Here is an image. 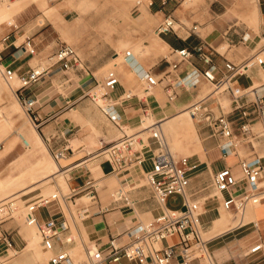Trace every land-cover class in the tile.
<instances>
[{
  "label": "built area",
  "instance_id": "2783aa9c",
  "mask_svg": "<svg viewBox=\"0 0 264 264\" xmlns=\"http://www.w3.org/2000/svg\"><path fill=\"white\" fill-rule=\"evenodd\" d=\"M4 0H0V4ZM13 1V0H9ZM161 8L167 6L170 0H159ZM184 24H178L171 15H166L163 22L156 29L158 35L175 33ZM198 26L187 29L189 35L196 34ZM243 36L242 41H248ZM264 40V36H263ZM25 52L31 56L37 54L36 45L27 38L22 44ZM3 50H0V73L7 83L16 76L13 69L3 65ZM176 59L169 62V67L160 76L150 69H140L141 80L145 83V92H150L159 84H164L167 98L174 101L179 91H193L201 89L202 82L212 85L211 92L192 102L188 111L200 130L217 142L223 159L235 158V165L223 166L214 173L211 187L219 192L222 200L217 195H207L200 203L198 194L206 188L194 190L191 187L192 173L198 167L191 163V157H178L171 150L163 130L159 125L149 127L150 134L144 138L142 134H123L115 141L107 144L98 156L102 155L110 164L112 172L123 171L131 164H150L145 175L153 196L161 208V213L152 222L128 233L127 242L120 244L116 238H112L105 250L86 245L88 259L86 264H192L195 260H203V264H216L209 250L210 240L202 236L201 210L203 203L216 199L226 210L233 211L235 215H244L248 207L261 205L264 201V94L258 88L241 84V79H251L254 70H264V42L262 46L250 57L235 62L224 56L211 44L202 41L192 48L173 50ZM220 55L224 59L223 71L216 76L217 65L214 58ZM127 56L131 53L128 51ZM55 59L53 64H61L63 69L78 68L81 59L72 46L64 44L60 46L50 60ZM196 59L198 63H194ZM190 66L189 70H181L183 65ZM42 72L33 70L21 77L19 90L30 86L38 81ZM120 84L114 72H109L104 82H98L97 87H103L106 92L102 94L107 98ZM264 86V84H263ZM220 95H226L230 103L227 107L220 102ZM31 121L35 125L33 106L35 100L17 95ZM133 95L125 93L121 99H130ZM227 108V109H226ZM25 145L27 144L24 140ZM244 152L241 154V152ZM66 155V149L54 153L59 160ZM90 189V190H89ZM89 190L84 195H90L95 199L96 187L92 181H87L79 190H73L70 195H65L64 202ZM129 204V199L122 196ZM180 199L178 207H170L172 199ZM59 194L49 197L40 196L33 201H27L25 222L28 226H35L40 243L46 251L52 252L47 261L37 264H76L75 258L69 251L76 244L70 224L64 221L59 224L55 217L41 221L38 212L41 209H50L60 204ZM17 210L14 198L0 202V255L7 256L10 252L18 255L19 250L16 242V229L4 228L3 224L14 218ZM89 206H84L80 218L89 216ZM68 232L62 236L63 232ZM178 237L175 244L163 245L167 240ZM59 246L61 249L55 253L53 250ZM262 245L252 248V253L261 251Z\"/></svg>",
  "mask_w": 264,
  "mask_h": 264
},
{
  "label": "rangeland",
  "instance_id": "374dc122",
  "mask_svg": "<svg viewBox=\"0 0 264 264\" xmlns=\"http://www.w3.org/2000/svg\"><path fill=\"white\" fill-rule=\"evenodd\" d=\"M14 1V0H13ZM142 4L138 5L136 0H124L122 3H117V0H51L49 1V7H54L57 9L58 16L61 20H63L62 25L66 27V31L62 30V25H55V23L49 19H47L43 15V11L38 8L37 5H32L27 8L22 14L17 15L15 19V24L17 28L13 30L14 34H17L21 37L20 44L25 42V38H31V40L36 45L37 54L32 56L37 58L38 60L43 61L44 66H48L53 64L55 59L50 60L53 57L55 51L62 45L67 44L72 46L75 51L79 54L82 59L83 64L80 65L82 71L84 72L83 66L87 60L93 61L97 57H104L105 64L101 67L92 69L91 75H86V87H87V109H95L98 111H102V107H105L108 103H111L109 107V115L115 116L116 122L123 127V134H130L131 132L128 130L127 126L124 127V124L120 120V117H116V113L114 111L115 107H120L125 112H139L138 116L140 119L150 116L154 114L149 105L147 104V100L150 99H163V102L168 105L170 108V113L175 112L173 109L174 101H171L167 98L165 93L164 84H159L151 90V95L146 94L144 88L145 83L138 76L137 64L141 62L145 65L146 70H151L156 75L160 76L162 71L166 70L169 67V62H172L176 59L174 54H170V49L165 51V48L159 42V38L157 36L156 29L160 23L163 22V19H158L157 21L150 15L148 11V6L150 0H140ZM171 3L167 7L166 15H171L178 24H185L187 27L199 26L197 29L203 36H205V31L202 30L204 26H209V32L215 30V32H222L225 35L227 41L225 42V47L220 49L219 52L222 54H229V59L235 62L241 61L247 57H250L254 52H256L263 44V35L260 33V25L256 24L255 21H249L246 16L242 14L231 15L228 16V10L233 8L234 6L240 4L242 0H231V3H225L224 0H202V1H187V0H170ZM169 1V2H170ZM221 2V3H220ZM0 4V7L3 8L6 5H10L12 1L4 0ZM187 3V4H186ZM156 6H159V3L156 2ZM248 8L253 9V4L247 5ZM141 7L144 8L141 9ZM249 17V16H248ZM250 18V17H249ZM252 18V17H251ZM253 20V19H252ZM214 22H218L217 28L214 29ZM253 22V23H251ZM261 24V22H260ZM9 28V26H6ZM74 27L72 32H69V29ZM182 28H179L177 31H181ZM67 32V33H65ZM249 37L248 41L244 43L242 41L243 36ZM8 36V35H7ZM3 38H0V43H2ZM233 40V42H231ZM9 41V40H8ZM7 41V42H8ZM220 42L217 41L216 44ZM127 51H131L132 55L130 57L126 56L125 53ZM151 51V52H150ZM135 52V53H134ZM116 53H120V58L116 61L113 58L116 56ZM41 54V55H40ZM40 55V57H39ZM3 59L5 58L4 53H2ZM161 58H167V60H163L160 62ZM160 65V66H159ZM8 68V67H7ZM37 69V68H36ZM38 70V69H37ZM109 72H114L118 77L119 81L129 90L133 96L130 99L119 100L117 102H111L110 96L107 97V101H101L100 98L98 101H95L94 94L102 95L106 92V89L103 87H97L98 82H104L105 78L109 74ZM264 75V70L261 71ZM79 73L80 72H75ZM0 80H3V84L5 87L0 89V110L4 112V114L9 118V123L0 121V177H4L11 172L12 162L19 157V155L26 152V145L24 140L27 137L24 134L18 135L13 132V123L14 119L18 120V125L26 123L27 126H30L33 123L30 119V116L27 114L26 109L21 104L18 99L14 87L13 94L10 91V88L7 86L3 75L0 73ZM12 82V81H11ZM10 82V83H11ZM9 83V84H10ZM241 83L248 84V80L241 79ZM18 84L17 82L15 83ZM21 84V82H20ZM202 85L208 87L210 90L212 89V85L209 82H202ZM6 88V89H5ZM4 89V90H3ZM202 90V89H201ZM182 91V90H181ZM180 92V91H179ZM185 98H190L191 91H185ZM16 96V98H15ZM105 97V96H103ZM191 99V101L186 102L189 105L198 100ZM99 105H98V104ZM168 108V109H169ZM227 109V108H226ZM183 110V109H181ZM176 112L177 114L181 111ZM185 111V108L184 110ZM172 114L170 117L175 115ZM66 121H77L76 117H73V114L66 115ZM69 117V118H68ZM169 117V118H170ZM12 119V120H11ZM65 119V118H64ZM154 119L157 121L155 115ZM152 120L148 122V124H152ZM162 124V123H160ZM191 129H185L181 133H175L167 128H164V134L167 138L169 146L171 150L178 157H191V163L197 164L198 167L192 173V186L196 189L206 188V190L202 193V195H198V199L200 203L203 201V195L215 194V190L211 187V174L207 173L208 171L205 169V166H200L199 161H197V156L200 150L205 152L204 150V135L200 132L196 121L191 120L190 118ZM73 127V126H71ZM78 130H73L72 133H76ZM195 132L199 141L192 144H187V140L191 138ZM119 134V137L123 135ZM143 137L147 138L150 133L143 132ZM68 138H72L71 134H67ZM75 137V136H74ZM118 137V138H119ZM15 141V142H14ZM14 144L10 147V144ZM107 145H103V148L94 152L93 155L97 152H101ZM192 148L196 154L190 155V148ZM49 153L53 157V159L58 162L61 166V169L66 170V166L63 164H67V167H72L75 164H70L71 160L67 162H63L60 159L57 160L54 157V154L49 150ZM244 152L242 151L241 154ZM198 154V155H197ZM205 158V157H204ZM103 159L106 161L105 157L100 155L95 160ZM95 160L90 161L87 164L92 165L91 170L89 172L88 181H92L94 185H97L101 181H115L117 176H121L123 171H115L109 176L100 179L101 176L98 173L97 165ZM229 162L235 163V160H230ZM55 163V162H54ZM85 164V165H87ZM54 165V164H53ZM223 162L219 161L215 164V169L220 170L223 168ZM236 170L239 169L237 165H234ZM134 169L137 173L139 169V165L131 164L126 167L127 169ZM145 168H150V164L147 162L145 164ZM78 172H82V169H77ZM85 173V172H84ZM66 173V175H68ZM138 177L142 183V187L137 188L139 191L151 190L146 175L142 171H138ZM68 179L69 176H67ZM45 181V180H44ZM42 181L36 187V189L32 192L23 194L24 191L21 192H11L8 194H0V202L7 200L9 198H13L16 202L17 210L14 213V218L3 224L4 228H17L20 232L21 237H15L18 250L20 251L18 255H13V252H10L7 256L3 254L0 255L1 264H14L16 262L26 261L28 257L33 253L34 262L31 264H37L39 262H44L50 258L52 252L46 251L40 243L37 228L34 226L33 230V238L29 241L26 250L24 248L27 245V237L24 231V228L27 230L29 227L25 222V211L27 201H33L40 196L49 197L53 194H57L60 191L62 194L70 195V190L67 189L66 185L59 180L44 182ZM264 184V180H262ZM5 184V183H4ZM59 186V187H58ZM102 190L97 188V191L105 198L109 197L111 200H114V197L111 196L112 190H109L107 184L102 187ZM120 188L119 185H116V190ZM90 190V189H89ZM89 190L82 192L73 197V201L78 197L84 195ZM135 190V189H134ZM218 196V195H217ZM82 202L87 204V200L84 199ZM61 203L64 208V212L68 217V221L72 230V234L76 239L75 244L71 246L70 252L77 258L74 253L77 250H80L81 254L85 256L84 252V242L78 233L77 225H81L86 218L81 219L80 213L84 205L81 207L73 206V202L71 200L66 201V205L63 200ZM180 204V199H172L169 202L170 207H178ZM207 212H205L201 218L200 222L202 224V236L206 240L208 237L205 235L209 232V226L212 223L208 224L207 222L211 219L212 216H215L214 219L220 217L222 213H225L231 221L241 219L246 215V213L253 209L254 206H249L247 211L243 216L235 215L233 211H227L223 205H221L216 199H211L207 201ZM88 203L86 206H89ZM52 209V208H51ZM204 207L201 209L204 212ZM211 209H214L210 211ZM143 218L144 225L149 224L153 221L152 218ZM250 221V220H249ZM247 221V222H249ZM246 222V223H247ZM16 230V231H17ZM255 229L252 225H248L243 229L236 231L235 233L225 234L223 237H220L218 240H215L210 243L211 249H214L216 245H221L230 243L234 241L235 237L233 234H238L239 236L249 235ZM264 235V229H262ZM79 234V235H78ZM206 236V237H205ZM238 236V237H239ZM80 237V238H79ZM35 239V242H33ZM83 243V244H82ZM31 244V245H30ZM88 246H92L93 243L91 241H87ZM29 250V251H28ZM42 252L43 257L40 260L35 258L36 253ZM125 264L126 261H123ZM86 263V256H85ZM83 263V264H85Z\"/></svg>",
  "mask_w": 264,
  "mask_h": 264
},
{
  "label": "crops",
  "instance_id": "0c3cea01",
  "mask_svg": "<svg viewBox=\"0 0 264 264\" xmlns=\"http://www.w3.org/2000/svg\"><path fill=\"white\" fill-rule=\"evenodd\" d=\"M14 1L10 4L11 6L9 8H0V38L4 37L2 43H0V50H3V53L5 55V58L3 59V65L5 67L13 69L16 72L18 79L27 75L33 70L38 69L42 73L39 76L37 82L19 90V92L17 93V95L35 100L36 103L33 106V116H35L36 122L35 125L31 123L30 126H27L26 123L18 125V120L21 116L12 121L13 132L17 134V137H19L18 135L20 134H24L27 137L26 140L29 143V147L26 148L25 153L19 155V157H17L12 162L11 172L4 177H0V181L3 184L5 183L4 185H9L16 178L36 167L41 161L50 160L53 163L55 162L54 164H56L59 169L63 171V175L66 180V187L68 190H70L71 193L73 192V190L82 189L88 181V176L90 175L89 172H92V165L89 166L90 164L87 163L99 157L95 155L91 157V155L99 150L102 145H107L115 141L119 137L120 133H124L123 127L116 122L115 116H111L109 115V113H106L101 105L100 107L102 108V111L86 108V97L88 94L85 76L91 75L92 69L96 68V66L98 68H101L105 64V58L97 57L93 61L87 60L83 66L84 72L82 71V68L80 66L78 68H73L70 70L63 69L61 64H50L48 66H44L42 59L37 61V58L32 57L29 53L23 50L22 44H20L21 37L13 33V30L17 28V25L15 24L16 16L22 14L30 6L37 4H28L20 8L17 12H11L14 7H17L15 5H21L24 0ZM224 1L225 3H231V0ZM156 2L159 3L158 7L156 6ZM170 3L171 1L168 2L166 7L161 8V3L159 0H151V3L148 6V11L155 21L165 18L167 7L170 5ZM253 3L255 4L254 8L256 9V24L254 23V25H257V23L258 26L260 25V33L264 36V0H242L240 4L228 10L227 17H231L232 14H242L243 16H246L249 21H253V18H249L245 12V10L248 9L247 5ZM213 24L214 29L217 28L218 22H214ZM6 26H9V28H7ZM61 29L66 31V27L63 25L61 26ZM187 29L191 28L185 26L180 32L178 31L177 34H157L159 42L162 47L165 48V51L167 49H170L171 54L173 50L192 48L202 41L208 42L218 51L225 47V42L227 41V39L222 32H215V30L209 32V26H204L202 30L205 31V36L199 34L200 32L198 30L196 34L189 35V31ZM69 32H72V30H69ZM219 40L220 42L216 44V42ZM231 42H233V40H231ZM222 55L224 56V58L230 60L229 54L226 53ZM163 60L169 61L167 60V58H161L160 62H162ZM214 61L218 68L215 74L219 77L221 72L223 71L224 59L220 55H217L214 58ZM193 62L198 63L196 59H193ZM81 64H83L82 59L80 65ZM136 66L137 68L146 70L145 65H143L141 62H139ZM189 69L190 66H188L187 64L181 66V70H183V72ZM261 71V69L254 70L252 72L251 79H246L248 80V84H241L245 86L252 85L253 88L264 90V75ZM75 72H80L81 75ZM201 89L191 91L190 98H185L183 96V93L185 95V92H182L183 90L180 91L177 98L175 99V103L173 104V109H175L176 111L171 113L170 111L172 110H170L168 105L163 102V99H160V101L158 99L147 100V104L149 105L151 111L154 113L147 117H150L153 123H161L179 110H184V108L189 105L186 102L191 101V99L193 98L196 99L198 97H201L210 90L205 85H202ZM125 93H129V90L120 82L116 89L109 94L111 102H117L121 100V97ZM151 94L152 93L150 92V95ZM185 96H187V94ZM107 105H111V103H108ZM114 111L116 113V117H120V120L124 124V127H140L145 123V119L147 118L144 117L140 119V117L138 116L139 112H125L120 107H115ZM71 113L73 114V117L77 118V121H66V115ZM154 115L157 121L154 119ZM5 117V122L9 123V118L6 115ZM77 128V132L72 133L73 130ZM200 132L204 135L205 158L203 159L200 157V155L197 154V161H199L200 166H205V169L208 171L207 173L211 174L212 179L214 173L219 169L218 168L216 170L214 167L217 162L222 161V166L235 165V163L229 162L230 160H235V158L223 159L217 146V142L211 138H208L207 134L202 130H200ZM67 134H71V136L73 137L68 138ZM14 142L10 144V147L14 144ZM261 147V151L262 153H264V144H262ZM64 149H66L65 158L60 160L63 162L71 160L70 164H75L72 167H67L68 165L66 163L63 164L64 166H66V168H68L66 170L61 169L60 164L56 162L49 153V150L54 154L55 152ZM95 161L96 163H94L93 165L96 164L100 167V170H98V173L101 175L99 176L100 179H103L113 173L111 166L107 161L103 159ZM139 167L144 173L146 172V170H148L145 168V164H142V166ZM80 168L82 169V172L79 173L77 169ZM68 172L69 174L66 175V173ZM67 176H69L70 179H68ZM50 177L55 178V175H50ZM50 177L39 175L33 181L17 190L16 193L21 191H24L23 194L32 192L36 189L39 183L44 180V182H46ZM126 182L127 179L126 177H124V173H122L121 176L116 177L115 181H107L106 183L103 180L95 186L96 189L98 188L99 190H102V187L107 184L109 190H112L111 194H114L122 190ZM116 185L120 186L118 190H116ZM142 186L143 185L133 187L127 191L129 199L134 203L132 206L127 204L123 200V198H120L118 200H111L107 196L105 198H102V196L96 190L95 199L90 202L89 205V216L81 225H77L78 233L83 239L85 245H88L87 241H91L92 243H95L96 246L100 249L105 250L107 244L112 238H116L120 244H123L127 242L128 233L130 231L138 228L139 226H145L143 223L144 221L142 220L143 218L141 217L155 219L157 216H159V214L161 213V208L155 200L152 191H139L137 188ZM262 186H264L263 182ZM191 187L194 190H201V188L196 189L195 187H193L192 183ZM203 192L204 191L200 192L198 195H202ZM205 194L206 195H203V197L207 196V193ZM208 195L213 196V194ZM82 198L83 197L80 196L75 199V207H79L85 204V202H82ZM207 205L208 204L206 201L203 203L202 207H204L205 209ZM212 210L214 209H211L210 211ZM205 212H207V209L204 210V213ZM38 217L41 221H44L50 217H55L58 220L59 224H61L64 221V218H66L65 221L69 223L68 217L64 212V208L61 202L59 205H54L52 209L50 208L48 210H39ZM220 217H217L216 219ZM214 218L215 216H212L207 223H213V221L216 220ZM248 225H252L255 229L251 234L243 236H239V233L241 232H239L238 234H233L235 239L234 241H231V245L230 243L226 242L225 244L216 245L214 249H211V242L218 240L220 237H223V235L227 233H235L236 231L243 229ZM210 228L211 226H209V230ZM13 229L17 230V228ZM262 229H264V201L261 205L253 207L252 220L247 223L237 225L234 228L210 239L209 250L213 256L215 263L264 264V235ZM24 231L27 237V245L24 248L25 251L29 241L34 236L33 226L29 227L27 230L24 228ZM67 234V231L63 232L62 236L64 237ZM16 236L21 237L18 230ZM21 239L23 238L21 237ZM178 241V237H174L164 242L163 245L175 244ZM76 245L77 244H75V246ZM257 245H262L261 251L252 253V248ZM66 248L70 249L71 246H68ZM60 249L61 248L57 246L55 250H53V253L59 251ZM32 262H34L33 253H31L28 259H26L25 263L24 261H22V263L16 262L14 264H31ZM203 262V260H195L192 264H203ZM173 263L179 264L177 260H173Z\"/></svg>",
  "mask_w": 264,
  "mask_h": 264
},
{
  "label": "bare ground",
  "instance_id": "6f19581e",
  "mask_svg": "<svg viewBox=\"0 0 264 264\" xmlns=\"http://www.w3.org/2000/svg\"><path fill=\"white\" fill-rule=\"evenodd\" d=\"M49 1H51V0H24L21 5H15L17 7H14V9L11 10V12H17L23 6H26V5L32 4V3H36L39 6V8L44 12L43 15L47 19L53 21L55 23V25H60L61 23H63V20H61L60 17L58 16V12H57V9L56 8L49 7ZM122 1H124V0H117V3H115V4L122 3ZM187 1H191V3H192V0H187ZM193 1H198L199 2V1H202V0H193ZM136 3L138 5H145V6H147L146 4H142L140 0H136ZM150 3H151V0H150L149 4ZM1 4H3V3H1ZM10 6L11 5H6L3 8H9ZM253 6H255V4ZM141 9H143L142 11H144V8L143 7H141ZM255 10H256L255 8H253V9L248 8V9L245 10L247 16H249L250 18L252 17L253 18V21H255V19H256V11ZM59 28H61V27H59ZM73 29H74V27L70 28L69 30H73ZM127 52L125 53L126 56H127ZM129 52L131 53V51H129ZM131 55H132V53H131ZM120 56H121L120 53H116V56L113 58V60L114 61L118 60L120 58ZM140 69L141 68H137L139 78H141L140 72H139ZM39 72H41V71H39ZM2 81L3 80H0V89L2 87H5ZM16 82L18 83L17 85L15 84ZM6 84L10 88V91H12V94H13L14 87L18 88L21 85L20 84V80L17 78V75L12 79V82L10 84L7 83V82H6ZM258 90H259V88H258ZM150 92H146V94H149L150 95ZM210 92H211V90H209V92H207L205 95H203L201 97H198V98L200 99V98L208 95ZM259 92L262 93V94H264V90H259ZM15 98H16V96H15ZM99 98H100L101 101H103V100H106L107 101L108 100L107 98L103 97L102 95H99L98 96V95L94 94L95 101H98ZM219 98H220V102L223 104V106L227 107L229 105L230 100H229V98L226 95H220ZM110 106L111 105H107V106L103 107V109H104V111L106 113H109V107ZM188 106L185 108V111L181 110L178 114L176 113L172 117H170V118L162 121L161 122L162 124H160L158 122H155V123L146 125L151 120L150 117H147L145 119V123L142 126H140V127H134L133 128V127L128 126L127 127L128 130L131 132L129 135H135L137 133L142 134L143 132L150 133L149 127L152 126V125H159L160 128L163 130V133H164L163 126L165 128H167L168 130H171L172 132H175V133H181L183 130L188 129V128L191 129L190 118H191V120H194V119L192 118V116L190 115V113L188 111ZM0 121H2V122H5L6 121L5 114H4V112L2 110H0ZM198 141H199L198 135L195 132H193V135L191 136V138L188 139L186 142H187V144L190 145V144H192V143L194 144V143H196ZM26 142H27V144H26V148H27V147H29V143H28L27 140H26ZM102 148H103V145L100 147V149H102ZM99 153L100 152H97L95 154V156H98ZM195 154H196V152L192 148H190V155H195ZM198 154L200 155L201 158L204 159L205 153H203L202 150H200V152ZM63 158H65V155H64V157H62L60 159H63ZM230 159H232V157ZM53 164L54 163L52 161H50V160H44V161H41L33 169L29 170L28 172L24 173L20 177L16 178L9 185H4L0 181V194H8V193H11L13 191L16 192L20 188H22L25 185H27L29 182L33 181L39 175H43V176L45 175V176H49V177H50V175H52V176L55 175V178L50 177V178H48V180L46 182L55 181L57 179V180L61 181L62 183H64L66 185V180H65V177L63 175L64 174L63 171H61L56 164H54V165ZM137 165H139V164H137ZM97 169L100 170V167L98 165H97ZM138 171H142V169L139 167ZM138 171L136 173L134 169L132 170L130 168L123 171L124 177H126L127 182L123 186L122 190H120L118 193L111 194V196L114 197V200H118V199L122 198V196H126L129 199V195H128V192L127 191L129 189L133 188V187H137V186L142 185V183H141V181H140V179L138 177ZM57 194H59L61 200H64V198H63L65 196L64 194H62L60 191H58ZM66 195H68V194H66ZM213 195H218V197L222 200V196H221V194H219V192H216L215 191V194H213ZM81 197H83L81 199L82 201L84 199L87 200V204L93 201L91 199V196L90 195H82ZM64 203H65V205L67 204L66 202H64ZM87 204L85 203L83 205L86 206ZM133 204L134 203L129 199V205L132 206ZM75 205H76V203H73V206H75ZM79 207H81V206H79ZM254 207H256V206H254ZM202 208L203 207H201V209ZM252 219H253V209L249 210L246 213V215L244 217H242L241 219L234 220V221H231L225 213H222V215H221L220 218H218V219H216V220L213 221V223L211 224V228H210L209 232L205 234L207 237L209 235H211L206 240H210V239H212V238H214V237H216V236H218V235H220V234H222V233H224V232H226V231L234 228L235 226L240 225V224H244L247 221L252 220ZM33 230H34V226H33ZM39 239H40V236H39ZM33 242H35V239H33ZM83 246H84V252H85L86 261H87V259H88V253H87L86 245L83 244ZM95 247H96V244L93 243V245L91 246V249H94ZM75 254L77 256V258L75 260V263L76 264H83V263H85V256L83 254H81L80 250H77L74 253V256H75ZM42 257H43L42 252H38L35 255V258L37 260L42 259ZM0 264H1V260H0ZM103 264H107V263H103Z\"/></svg>",
  "mask_w": 264,
  "mask_h": 264
}]
</instances>
